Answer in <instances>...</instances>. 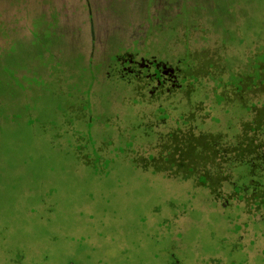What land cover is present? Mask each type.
<instances>
[{
	"label": "rangeland",
	"instance_id": "374dc122",
	"mask_svg": "<svg viewBox=\"0 0 264 264\" xmlns=\"http://www.w3.org/2000/svg\"><path fill=\"white\" fill-rule=\"evenodd\" d=\"M0 264H264V0H0Z\"/></svg>",
	"mask_w": 264,
	"mask_h": 264
},
{
	"label": "flooded vegetation",
	"instance_id": "af4514ba",
	"mask_svg": "<svg viewBox=\"0 0 264 264\" xmlns=\"http://www.w3.org/2000/svg\"><path fill=\"white\" fill-rule=\"evenodd\" d=\"M159 67V66H158ZM171 72V76H172V72H173V70L172 71H170L166 66H160L159 67V70H158V76H156V77H158V84H163L164 83V81L166 80V78H167V74H169ZM165 73V74H164ZM166 77V78H165ZM160 78V79H159ZM168 80V79H167Z\"/></svg>",
	"mask_w": 264,
	"mask_h": 264
}]
</instances>
